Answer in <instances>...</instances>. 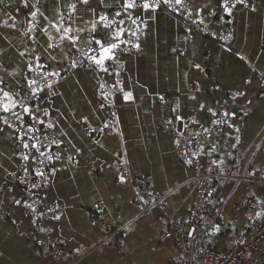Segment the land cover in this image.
<instances>
[{"label": "crops", "instance_id": "0c3cea01", "mask_svg": "<svg viewBox=\"0 0 264 264\" xmlns=\"http://www.w3.org/2000/svg\"><path fill=\"white\" fill-rule=\"evenodd\" d=\"M74 2L40 0L37 4L29 0L22 9L20 0H2L0 64L4 67L0 76L9 78L12 72L22 76L26 70L22 61L34 55H41L49 69L55 68L56 62L48 60L44 52L49 43L53 47L48 52L67 63L65 54H75L65 46L67 42L61 43L53 28L49 34L55 39L49 41V34L40 29L58 15L67 16L70 9L66 5ZM189 5L194 12L210 14L218 0H189ZM34 6L49 21L39 15L32 20L29 13ZM102 10L111 18L118 9L97 7V12ZM136 11L141 13L140 49L118 53L123 91L115 100V132L100 130L106 111L100 104L99 79L112 82L111 76L100 71L73 70L54 86L55 95L46 90L40 101L50 113L46 122L56 123L53 131L63 140L57 152L61 159L52 162L57 174L50 178L44 196L61 207L60 219L44 222L47 234L73 254L79 246H91L125 225L123 239L117 248L103 245L70 263L42 254L18 237L15 230L32 229L34 220L23 204L13 203V198H23L16 176L10 175L19 171L18 156L13 155L19 146L8 139L10 133L5 128L0 134V209L7 216L0 221V264H168L177 259L173 237L162 238L161 233L169 224L184 220L194 200L196 182L194 169L176 156L175 134L183 131L185 124L195 129L210 124L214 114L209 109H218L221 102L229 115L198 156L201 169L229 174L212 180L210 198L219 215L209 229V247L230 249L239 229L260 218L261 213L247 202H256L264 192V0L237 3L230 16L225 14V22L215 19L205 33L184 27L162 7ZM91 19L90 12L83 15V21ZM30 20L36 24L32 39L24 34ZM75 27L85 24L78 19ZM80 35L88 38L87 33ZM26 49L35 51L21 58L19 52ZM124 92H131L132 99L125 100ZM178 116L183 120L176 119ZM223 151L228 152V158ZM122 163L129 169L123 182ZM141 182H151L153 195L162 198L161 205L146 214L137 202L145 192ZM217 225L219 231H215Z\"/></svg>", "mask_w": 264, "mask_h": 264}, {"label": "built area", "instance_id": "2783aa9c", "mask_svg": "<svg viewBox=\"0 0 264 264\" xmlns=\"http://www.w3.org/2000/svg\"><path fill=\"white\" fill-rule=\"evenodd\" d=\"M137 2L142 3L143 0H137ZM149 2L152 3L154 0H149ZM172 3L175 5V0H172ZM183 3V7L180 5L169 7L168 5L163 4L161 0L160 7L166 9L169 13L174 15L184 27L194 29L200 33H205L209 24L215 19H220L221 22H225L226 20V13L222 8L223 0H218L217 8L214 12H212L215 13L214 15L212 13L203 14L194 12L189 5V0H183ZM233 3L237 4L236 0H229V6H231ZM19 4L22 9L27 8L22 3V0H20ZM123 26L129 29L128 34H126V37L124 38L132 40L133 43H135L136 40L130 35V32L132 30H136L139 33L140 30H142L140 21L138 20L136 25H132L131 21L126 19ZM121 47H127L130 49V51L125 52H133L136 50L131 46V44L121 45ZM71 58L73 60L79 59L81 58V54L75 53L73 56H71ZM31 59L32 58H30L29 61H31ZM41 63L44 62L41 61ZM67 63H70V61ZM120 65V61L118 65L114 64L112 61H106V66H108L109 70L113 72V75H109L108 73L104 72H102V74L105 76H111L112 82H108L106 79H104V77H102L99 79V85L97 88L98 92L100 93L101 107L106 111V118L103 124L100 126V130L105 133H113L118 127L115 100L120 91L119 83H117V81L120 82L121 79L122 67ZM79 68L89 69L87 63L84 64L83 67ZM46 70L50 71L52 69L48 68ZM73 70L76 69L66 70L62 72L61 75L65 78ZM117 71L119 72V75H115V72ZM31 76L32 78L38 79L39 85L44 87L45 82L40 79L35 72H33ZM49 80L57 81L59 83L62 79H60V77H49ZM101 85H103V87H101ZM226 109V105L221 102L219 103L218 109H216V107L211 108V112L215 113V115L210 124L202 126L198 129H195L190 124H186L187 128H184L182 136L179 135V132L175 134V139L180 140L179 146H177L175 143L176 156L181 163L194 169L196 190L194 200L189 207L184 220L169 224L167 229L161 233L162 238L173 237L178 253V258L170 260L168 264H264V192L261 193L256 202H247L248 206L258 210L261 213L260 218L252 222H248L239 229L235 238V243L230 249L225 251H217L210 248L208 245L209 239L212 238V235L209 233V229L217 222L219 215L218 208L212 203L210 198L212 191V180L215 176L229 177V174L224 173L223 175H220L218 171L214 172L201 169L198 156L204 143L221 126V123L225 117L224 113H226ZM213 121H218V123H213ZM25 122H28L26 118ZM204 129H207L208 131L205 132ZM53 135L58 139L54 131ZM189 139H192V143L190 144L187 143ZM57 152L58 147L53 145L51 148L53 157L57 155ZM193 152L198 153V155L193 156ZM223 154L228 158L227 151H223ZM189 159L192 160L191 164L187 162ZM54 160L55 159H53V161ZM52 162L50 163L52 164ZM45 163L48 164L49 162L46 161ZM40 167L41 170H43L45 165H41ZM119 172L124 177L129 175V169L125 163L120 164ZM23 176L24 173L22 172V168L19 167L15 181L22 190L23 198L28 200L29 204H33L36 211L33 212L32 209L27 208V206L24 205L26 214L35 222L32 229L30 230H24L20 228L16 229L15 233L18 237L31 244L42 254L49 255L59 260H68L70 263L77 262L87 254L93 252L103 245L117 248V244L123 239L122 231L125 228V225L119 226L116 229L109 231L103 239L91 246H79L77 249L80 251H77L76 249L75 254L56 245L52 241L51 237L47 234L44 227V222L57 216L61 210V207L55 202H48L44 199L48 185L39 189H32V183L42 182L38 177L30 176L27 177L29 183L27 185H22L19 181ZM121 184L122 183H120V185ZM140 184L145 187V192L141 196L143 199L141 200L139 197L137 198V202L141 203L142 205L141 213L146 214L155 206L161 205L162 198H157L153 195V184L151 182H141ZM25 187L30 189V191H25ZM49 209H52V211H49ZM40 213H43V216H40ZM6 216L7 212L0 209V221L4 220ZM40 229H44V231H41Z\"/></svg>", "mask_w": 264, "mask_h": 264}, {"label": "snow or ice", "instance_id": "6c2138e0", "mask_svg": "<svg viewBox=\"0 0 264 264\" xmlns=\"http://www.w3.org/2000/svg\"><path fill=\"white\" fill-rule=\"evenodd\" d=\"M2 2V0H0ZM58 2V0H57ZM163 4L169 7H175V5L184 6L183 0H175V5H173L172 0H162ZM25 7L28 6L29 0H22ZM39 4L40 0H36ZM236 3L244 4L245 0H236ZM84 5V8H78V5ZM161 0H154L150 3L149 0H143L142 3H138L137 0H110V3H105V0H75L74 3L66 5L70 9V13L65 15H58L55 21H49V17L45 15L44 12L40 11L39 8L34 6V10L29 13L32 20H35L39 15L45 21H49L48 24L44 25L40 31L49 34V29H55V32L59 35V40L61 43L65 41V45L70 52L81 54V58L73 60L71 56L66 55V59L70 63H63V61H57L56 56H53L48 52V48L53 47L51 43L48 44V48L44 49L47 54V59L56 62L55 68L52 70H46L51 66L47 62L41 63L42 56L34 55L31 61H22L23 75L20 73L12 72L9 73V78L0 76V134L5 132V128L9 130L8 139L14 145H18L17 151H14L13 155L18 156L17 167L22 168L24 176L20 178V184L27 185L29 183L27 177H38L42 183H32V189H39L43 186L49 185L50 178L57 174V168L50 162L55 160H60L61 157L57 154L53 157L51 153V148L53 145L59 147L63 143L62 139H57L53 135L52 130L57 129L56 123L51 120L46 119L50 113L48 108L43 106L40 101L43 99V95L47 90V94L55 95L54 86L58 83L57 81L49 80V77H64L61 75L62 72L70 69H77L83 67L84 64H88L89 70L100 71L113 75V72L109 70L106 66V61H112L114 64H119L120 56L119 52L130 51L127 47H121V45H129L137 50L140 49V35L142 30L138 33L136 30H132L130 35L135 38L136 42L133 43L132 40L126 39V34H128L129 29L125 28V19H118L120 17H125L127 20L131 21L132 25H136L137 21L141 18V13L137 12V9H142L144 12L155 11L160 7ZM97 7L101 9H113L117 8L109 19V12L102 10L97 12ZM236 4L233 3L229 6V0H223L222 8L223 11L229 16L232 14L233 8ZM91 13L93 19L89 21H83V15ZM77 13H80L78 16ZM213 15L215 13H212ZM135 17V18H134ZM14 19V18H13ZM81 20L85 24V27H75L77 20ZM223 19V17H222ZM7 23V22H5ZM29 27L25 29V35L32 39L30 33L36 30V24L28 21ZM99 26V27H98ZM15 27V25H11ZM146 27V25H145ZM81 33H87L88 38L82 39ZM99 37V38H98ZM49 41L55 39L54 36L48 35ZM58 46V45H57ZM86 49V51H85ZM34 49H26V51L19 52L21 58L26 57L27 53L34 52ZM91 53V54H89ZM122 67V65H120ZM4 65L0 64V68ZM199 67V65H197ZM35 72L37 76L42 79L44 87L39 85L38 79L32 78L31 74ZM115 75H119V72H115ZM20 76L18 79L17 77ZM119 83V81H117ZM103 87V85H101ZM120 91H123L121 88ZM236 95H243V93H237ZM123 98L125 100L132 99L131 92H124ZM201 107H203L201 105ZM209 111H211L209 109ZM215 115V113H213ZM228 116L229 113H224ZM233 112L231 116H235ZM25 117L28 118V122H25ZM44 117V118H41ZM87 119V118H85ZM178 120H183L182 117H177ZM171 123V121H169ZM213 123H218V121H213ZM187 128V125H183ZM207 132V129H204ZM179 135H183V131H179ZM199 135V134H194ZM177 146L180 144L179 139L174 141ZM187 143H192V139H189ZM43 149V150H42ZM215 149H213L214 151ZM193 156L198 155V153L193 152ZM71 159V157H69ZM49 162L46 164L45 162ZM189 164L192 160L187 161ZM41 165H45L43 170H41ZM6 171V170H5ZM10 175L16 176L13 172ZM123 182L126 178L124 176L120 177ZM25 191H30L27 187ZM11 192L12 190L9 189ZM139 199H143L140 197ZM13 203L17 205H25L27 208L32 209L33 212L36 211L33 204H29L26 199H15L13 198ZM146 203V202H145ZM52 211V209H49ZM260 214L257 213V216ZM43 216V213H40ZM55 219L59 220V216H55ZM35 222V221H34ZM44 231V229H40ZM215 231H219V225L216 226ZM77 251H80L77 249Z\"/></svg>", "mask_w": 264, "mask_h": 264}, {"label": "trees", "instance_id": "16d2710c", "mask_svg": "<svg viewBox=\"0 0 264 264\" xmlns=\"http://www.w3.org/2000/svg\"><path fill=\"white\" fill-rule=\"evenodd\" d=\"M112 18V17H111ZM122 19H125L126 20V18L125 17H123Z\"/></svg>", "mask_w": 264, "mask_h": 264}]
</instances>
